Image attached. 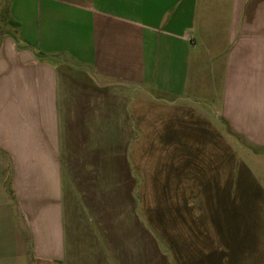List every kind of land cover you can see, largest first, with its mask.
Segmentation results:
<instances>
[{"label":"crops","instance_id":"obj_1","mask_svg":"<svg viewBox=\"0 0 264 264\" xmlns=\"http://www.w3.org/2000/svg\"><path fill=\"white\" fill-rule=\"evenodd\" d=\"M92 1L76 5L92 17L79 22L92 35H52L43 57L2 35L0 264H145L137 236L147 165L138 170L134 159L147 150L145 67L133 70L141 45L116 24L144 27L149 0H123V16L111 12L116 0ZM165 2L172 18L159 19L157 31L181 102L157 117H173L168 127L179 138L171 142L188 173L196 117L264 151V0ZM197 66L199 94L210 96L198 103L215 112L214 123L190 100Z\"/></svg>","mask_w":264,"mask_h":264},{"label":"rangeland","instance_id":"obj_2","mask_svg":"<svg viewBox=\"0 0 264 264\" xmlns=\"http://www.w3.org/2000/svg\"><path fill=\"white\" fill-rule=\"evenodd\" d=\"M165 1H155V5L154 0H149L141 7L144 27L116 24V32H122L119 35H133L138 40L137 47L141 45L142 56L130 57L133 70L136 65L145 67L141 79L147 89L148 130L143 137L147 150L134 154L138 170L143 162L147 165L146 173L142 174L143 212L137 236L144 263L264 264L263 149L229 135L223 125L224 136L212 128L209 131L210 125L196 117L195 135L190 139L194 154L190 155L189 164L193 168L188 173L187 158L183 157V151L177 153L178 148L171 142L179 138L168 127L173 117L169 115L164 120L157 117L158 109L181 102L173 92L169 57L162 55L160 44L166 41L157 31L164 27L159 19L172 18V8ZM93 4L92 0H0V44L2 35L8 34L16 38L22 49L29 44L43 57V51L49 52L46 47H50L48 37L52 35L54 38L61 33L92 35L90 24H79L81 18L92 17L76 5ZM113 5L111 12L116 15L123 16L127 11L123 0H116ZM91 41L82 42L92 45ZM92 61V56L78 59L82 64ZM199 75L197 66L190 100L196 102L197 110L202 108L201 111L212 116L214 123L215 112L198 103L200 98L210 97L204 89L199 94L196 86ZM135 77L136 73H132L131 79Z\"/></svg>","mask_w":264,"mask_h":264},{"label":"trees","instance_id":"obj_3","mask_svg":"<svg viewBox=\"0 0 264 264\" xmlns=\"http://www.w3.org/2000/svg\"><path fill=\"white\" fill-rule=\"evenodd\" d=\"M217 186H218V188H222L218 183H217Z\"/></svg>","mask_w":264,"mask_h":264}]
</instances>
